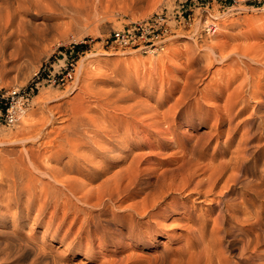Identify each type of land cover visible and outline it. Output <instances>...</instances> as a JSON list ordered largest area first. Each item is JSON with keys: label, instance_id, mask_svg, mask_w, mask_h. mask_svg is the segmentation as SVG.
<instances>
[{"label": "rangeland", "instance_id": "1", "mask_svg": "<svg viewBox=\"0 0 264 264\" xmlns=\"http://www.w3.org/2000/svg\"><path fill=\"white\" fill-rule=\"evenodd\" d=\"M52 1L51 3L49 1L48 4H43L47 1L41 2L42 7L39 6L40 3L34 8L32 7L18 34L12 33L15 29L9 22L6 15L7 11L4 10L5 12L3 11L0 16V27H4V32L0 33V88L14 85L28 86L34 78V73L39 68L53 64L58 69V65L62 66L67 62L74 44L83 43L86 45V48L78 54L74 80L65 86L50 84L39 86V90L28 110L30 111V130L42 129L44 132H48L54 129L56 131L52 135H55L59 131L68 128L72 117L81 112L93 115L97 120L112 116L114 115L112 108H97V105H100L106 97L115 98L117 94L121 93L120 91L129 87L127 90L133 93V98L125 103L129 105L138 104V106L137 104L135 106V110L140 109L137 112L138 121H132L127 128L121 127L120 132L128 136L127 139L129 140L126 150L129 157L127 156L125 164L130 163L129 161L137 155V157L141 155V167L149 166L151 168L143 174L141 180L155 175L166 164L176 163L184 150L196 147L198 152L197 167L200 166V168L197 169L195 181L207 176L213 167L224 165L227 166L222 179V182L225 183L227 176L234 175L237 171L235 167L240 162L243 166L242 176L237 182L234 180L229 182L231 188L229 196L236 197L235 202L236 204H242V209L243 202L249 203V210L254 212L259 210L260 207H264V162H262L264 160V131H261V127L264 128V122L261 121V116L264 115V97L257 96L262 98L258 100L256 96L252 97L251 94L252 81L256 83L258 78L261 80V92L264 93V65L262 64L264 63V0H101L99 2L97 0H54V3ZM207 1H210L208 6L206 5ZM185 8L191 9L193 13L192 25L179 28L176 35L169 38L164 50L143 52L140 48L123 49L106 44V39L112 30L121 28L131 21L145 19L163 10L179 22V14ZM216 14L220 16L219 19H215L220 25L214 34L207 33L205 20H212L211 15ZM209 44H213L217 55H212L206 49V45ZM242 50L251 58H259L261 63L257 64L247 57L236 58L235 52L243 53ZM88 51H94L96 54L85 57ZM221 53L227 56L223 62L216 59L220 58L219 54L221 55ZM208 54L210 55L207 56ZM81 59H83L85 70L88 72L85 77L78 80ZM226 62H230V64ZM243 62L249 65H244ZM250 65L251 68L248 67ZM233 67L234 69H232ZM50 68L52 69V67ZM240 68L244 70H240ZM259 71L261 75L258 73ZM245 75L246 77H244ZM241 81L242 84L244 83L243 85ZM241 85L244 88H241ZM41 91H47L50 98H38L36 95ZM243 96L248 99H244ZM246 100L248 101L246 102ZM142 102L144 104L148 103L146 104L148 107L146 105L141 107L139 103ZM48 117L53 119V123H45ZM151 117L155 119L152 120ZM143 118L145 120H142ZM147 119L152 122L149 123ZM19 125L20 120L14 126L0 124V134L17 132L20 130ZM253 134H255L254 138ZM30 143L27 144L28 147H37L36 143ZM202 145L203 147H200ZM21 148V144L0 146V178L4 177L2 161L18 157ZM159 149L161 152L157 151ZM251 149L253 152H251ZM98 159V165L104 164L107 160L106 158ZM143 160L145 161L143 162ZM232 160L235 163H232ZM148 162H152L151 165L150 163L148 165ZM154 164L158 167L155 168ZM118 168L114 166L112 171H116ZM149 173L152 175L150 176ZM245 173L248 174L247 178L244 176ZM241 179L250 180L252 183L257 181L253 184H260V189L263 191L262 196H257L254 192H246ZM222 185L215 193L208 195V199L204 195L198 196L188 192L176 193L178 194L176 195L177 200L167 198L160 203V209L167 212L163 217L153 216L152 218V216L143 217L129 214L126 218L127 221H140L136 227L124 228L123 234L120 235L121 238L117 236L114 241L102 242L96 237L93 252H87L85 248L87 240L83 235L81 237V235L72 234L68 239L62 241V236L68 224L75 218V213L70 214L60 233L56 234V230L60 228L58 220H55L51 225L47 224V221L52 218L51 209L37 220L34 219L37 207L28 215L16 208L8 209L5 206V194L2 193L3 189L0 186V212L8 216L10 220L16 219L18 233V235L12 233L8 226H0V264H28L32 261L34 256L27 253L22 237L32 238L35 242L41 241L46 249L58 255L62 261H69L72 264L79 262L81 264H102V262L105 264L106 261H108V264H122V262L124 264H139L142 260L144 263L141 264H200L193 254L200 250L199 247L204 246L203 243L206 245L205 240L212 243L213 236L209 231L211 232L212 227L214 228L212 223L218 211V198H222V193L227 191L226 188L220 190ZM140 186L138 184L132 188L129 192L131 196H125V199L118 201V204L113 207L110 206V208L116 210V205H120L123 207L122 209H125L128 205L132 207L133 200H136L137 204L135 203V206H138L141 201L139 204L140 209L147 207L150 213L156 211L157 209L148 205L151 202L147 204L148 206L143 202L144 192H136V189ZM218 190L221 193H218ZM214 198H217L218 201H215ZM122 209L118 213L119 216L130 213L127 210L124 213ZM262 214L264 220V212ZM83 216L84 213H81L76 228ZM231 220L233 225L247 227L243 225L245 223H238L232 218ZM200 224L201 226H199ZM227 226L229 227L230 224ZM112 227H120V221H114ZM195 229L196 231H194ZM189 231H192L191 235H189ZM199 233L205 236H200ZM200 237L203 238L200 239ZM227 237L224 238V243L217 244L218 247L221 249V246L223 245V248L225 245V254L232 263L246 264V262H239L237 247L240 243L237 242L236 245L232 242L229 243L233 236L229 235ZM214 240L218 242L217 239ZM80 241L83 242L81 248L71 247L70 243L77 244ZM187 244L192 245L187 247ZM195 245L196 249L194 248ZM169 249L170 251H168ZM186 249L187 252H185ZM193 249L196 251H193ZM260 250L264 251V245ZM161 252L166 253V255H163V257L165 256V259L162 258L163 260L160 259L161 254L159 253ZM167 252L170 254H167ZM181 252L183 253L181 254ZM128 254H131V257ZM154 254L156 255L154 256ZM185 254H187V257ZM178 255L181 256V260ZM183 255L185 257H182ZM138 256L141 257L139 261ZM128 257L130 258L128 259ZM147 257L150 258V261ZM178 259L179 262H177Z\"/></svg>", "mask_w": 264, "mask_h": 264}, {"label": "bare ground", "instance_id": "2", "mask_svg": "<svg viewBox=\"0 0 264 264\" xmlns=\"http://www.w3.org/2000/svg\"><path fill=\"white\" fill-rule=\"evenodd\" d=\"M43 1H47V3L46 2L44 3ZM49 1L51 3V0H0V2H1L0 3V16L4 10L7 11L6 15L8 16L9 22L14 26V29H15L12 31V33L18 34L19 29H20L21 25L24 23L25 17L28 16V13L31 10V8L32 7L34 8V6L38 5L39 3H40L39 6L42 7L41 2H43V4H48ZM62 1H66V0H62ZM97 1L99 2L101 0H97ZM52 2L54 3V0ZM211 16L214 19H219V17H220L218 14L211 15ZM26 19H28V18H26ZM1 23H2V21H1ZM6 23H7V21H6ZM216 25H217V29H218L220 24H218L216 22ZM11 29H12V27H11ZM2 32H4V27H0V33H2ZM9 40H11V39H9ZM11 42H12V40H11ZM3 44H5V43H3ZM206 49H208L212 55H217L213 44L212 45L211 44L206 45ZM255 50H257V49L255 48ZM242 52L243 53L235 52V54L237 55L235 57L236 58L240 57V59L242 57H247V58L251 59V61H255L257 64L261 63L259 58H251V57H249L248 54L244 53L245 51L242 50ZM95 54H96V52H94V51H88L86 53L85 57L94 56ZM205 55H206V53H205ZM209 55L210 54H208L207 56H209ZM219 56H220V58H216V59L221 60L222 62H223V60H226V58H227V56L222 55V53H221V55L219 54ZM263 56H264V54H263ZM210 57H207V58H210ZM207 60H209V59H207ZM234 61H237V60H234ZM211 63H213V62H211ZM226 63L230 64V62H226ZM243 63H244V65L245 64L249 65L246 62H243ZM232 64H234V63H232ZM262 64L264 65V63H262ZM248 67L251 68L252 66L250 65ZM257 68H259V67H257ZM232 69H234V67ZM237 69H239V68H237ZM241 69H243V68H240V70ZM87 72L88 71L85 70L84 61H83V59H81L77 79L80 80L83 77H85ZM232 72H234V71H232ZM250 72H251V69H250ZM231 73H230V75H232ZM258 73L260 74V71ZM258 73H257V75H258ZM234 74H236V73L234 72ZM248 75H249V73H248ZM250 75H251V73H250ZM253 75H255V74H253ZM244 77H246V75ZM252 77H254V76H252ZM236 83H238V82H236ZM260 83H261L260 78H258V80H256V83H253V81H252V84H253V87L251 90L252 97H255V96L256 97L257 96H263L264 97V93L261 92V88H260L261 84ZM241 84H242V81H241ZM241 88H244V87L242 86ZM127 89L120 91L121 93L117 94V96L115 98L106 97L100 105H97V108H100V107L107 108V109L112 108L114 111V115L108 116V117L106 116L105 118H102L101 120H97V118L94 117L93 115H88V114H85L82 112L76 113V115H74L72 117V120H71L70 124L68 125V128H66L65 130L59 131L55 135H52V133L55 132L56 130H54V129L52 131L47 130L48 132H44L42 129L41 130H36V129L30 130V127H31L30 126L31 125L30 111H28L29 110L28 109L22 115V117L20 119V125H19L20 130H18L17 132H8V133L0 134V146H7V145L14 146L17 144H21V146H22L21 150L19 151L20 154L18 157L16 156V158L12 159V160H8L6 158L7 160L2 161V168H3V172H4V177L0 178V180H1L0 186L3 189L2 193L5 194V201H6L5 206L8 209L16 208L18 210L24 211L26 215L30 214L37 207V211H36L37 213L35 214V217H34L35 220L42 218L48 212V210L51 209L52 210L51 211L52 218L49 221H47V224L51 225V224H53V222L55 220H58L60 228H58L56 230V232H55L56 234L60 233L62 226L66 224V220L70 216V214L75 213L76 214V215H74L75 218H73L74 220L73 221L71 220L72 222H70L68 224V227L66 228V230L62 236V241H64L65 239H68L72 234H74L76 236L81 235V237L83 235V237H85V239L87 240L86 247H85L87 252H93L94 240L96 239V237L99 238V241H102V242L114 241V239H116L117 236H119L118 238H121L120 235L123 234L124 228L136 227L137 223H139L140 221H131V220L127 221L126 218L129 214L130 215L133 214V215H137V216H143V217L144 216H150V217L152 216V218H153V216L163 217L165 215L166 211H163L162 209H160V207H159L160 203L167 198H170L173 200L176 199L177 198L176 195H178L176 193H181V192L187 193L188 192L189 194H197L198 196L204 195L206 198L208 195H212L213 193H215L216 190L220 187V185H222L221 182L223 179V173H224L225 169H227V166L219 165L218 167H216V168L213 167L212 169H210V167H209V169L211 171L208 173V175L205 176L204 178H201V179H198L197 181H195V177L197 175V169L200 168V166H199V168L197 167L198 152H197L196 147L188 148V150H184L183 154H181L182 156H180V154H179L180 159H178V160L176 159L177 160V162L175 161L176 163L166 164L162 170H160V167H159L158 169L160 171H157L156 174L153 176H151L152 174L149 173L151 177L148 176L144 180H141L140 178L143 177V174H145L151 168H149V166H147V167L145 166L144 168L141 167V163H142L141 159H140L141 155L139 157H137L138 155L135 158L133 157L134 159L130 160L129 161L130 163H127V165L125 164L127 161L126 158L128 156V153L126 152V150H127L128 144H129L128 143L129 140L127 139L128 136L121 134L120 129L123 126L127 128L131 124L132 121H138L137 112L140 111V109H138V111L135 110V106L137 103L135 105L134 104L129 105V104L125 103V102H128L129 100H131L133 98V93H131ZM189 90H191V89H189ZM192 90L194 91V89H192ZM184 94H185V91L183 92V96H184ZM36 96L38 98H44V99L50 98V95L47 94V91H41ZM181 96H182V94H181ZM240 96H242V95H240ZM232 97H233V95H232ZM246 98L244 97V99H246ZM260 98L261 97H259V98L257 97L258 100ZM180 99H181V97H180ZM187 99H188V97H187ZM139 100H143V99H139ZM230 100H231V98H230ZM247 101L248 100H246V102ZM139 102H141V101H139ZM131 103H133V102H131ZM181 103L183 104V102H181ZM146 104H148V103H145V104L143 102L139 103V105H141V107H143V106L145 107ZM177 105H178V103H177ZM137 106H138V104H137ZM141 107H139V108H141ZM146 107H148V106L146 105ZM177 107H176V109H177ZM218 108H220V107H218ZM91 109H93V108H91ZM146 109H148V108H146ZM253 110H255V109H253ZM252 113H255V112H252ZM174 114H175V112H174ZM140 118H142V117H140ZM154 119L152 118V120H154ZM142 120H145V119L143 118ZM160 121H162V120H160ZM261 121L264 122V115L261 116ZM46 122L53 123V119L51 117H48L46 119L45 123ZM148 122H149V120H148ZM150 122H152V121L150 120ZM163 127H165V126H163ZM169 127H170V125H169ZM53 128H55V127H53ZM150 128H151V126H150ZM164 129H166V128H164ZM248 129H250V128H248ZM218 131L220 132V130H218ZM261 131H264L263 127H261ZM229 133H231V132H229ZM160 135H162V134H160ZM254 135L255 134H253V138H254ZM241 138H242V136H241ZM30 142L36 143L37 147L36 148H34L32 146L28 147L27 144ZM254 144L258 145L256 143H254ZM238 146L241 147L240 144H238ZM200 147H203V145ZM157 151L161 152L160 149ZM141 152H142V150H141ZM147 152H149V151H147ZM164 152H166V151H164ZM200 152H201V150H200ZM251 152H253V150ZM223 153H225V152H223ZM133 154H135V153H133ZM163 154H165V153H163ZM244 154H246V153L244 152ZM143 155H144V153H143ZM242 155H243V153H242ZM179 156H178V158H179ZM244 157H246V156H244ZM98 158H106L107 160L104 164L101 163L102 165H98V163H97L98 162L97 160H99ZM150 158H152V157H150ZM243 160H245V159L243 158ZM144 161L145 160H143V162ZM150 161H153V160H150ZM227 161H229V160H227ZM230 161H231V157H230ZM236 161H237V158H236ZM239 161H241V160H239ZM221 162H222V160H221ZM233 162L234 161L232 160V163ZM262 162H264V160ZM86 163H87V165H86ZM149 163L151 165L152 162H148V165H149ZM154 163H156V162H154ZM114 166H117L119 168L116 169V171H112V167H114ZM159 166H161V165H159ZM154 167L157 168L158 165L156 167L154 164ZM201 167H202V165H201ZM211 167H212V165H211ZM242 167H243L242 163L239 162V163H237V166L235 167L237 169V171L235 170L236 172L234 173V175L232 174L228 177L226 174L227 180L225 179V183L222 182L223 185L221 186L220 190H222L223 188H226L227 191H225L226 193H224V192L222 193V195H221L222 198H218L219 201L217 200V198L216 199L214 198L215 201L216 200L218 201L217 202L218 203V205H217L218 211H217V215H215V217L213 215L214 218H213L212 225L214 224V228L212 227L213 230H211V232L209 231V233L213 236V239H211L212 243H210V241L208 242L207 240H205L206 245H205V243H203L204 246L199 247L200 250L196 254L192 253L194 258L197 257L196 261H198V263H200V264H240L238 262L232 263L230 261L229 257L225 254V250H226L225 245H224L225 248L224 247L222 248V246H223L222 245L221 249L217 245L219 243H222L224 241V238H226L229 235L233 236L231 238V240H229V243L232 242V244L235 243V245L237 242L240 243V245L237 247L239 262H246V264H264V251L260 250L262 245H264V222H263L264 220L262 219V216H263L262 213L264 212V211L262 212V209L264 207H260L259 210H256L254 212V211L249 210V208H250L249 203L243 202L244 206L242 209V204H238V203L236 204V202H235L236 197L229 196V193H230L229 190L231 189L229 182H231V180H234L235 182L240 180V178L242 176V174H241ZM230 171H231V169H230ZM247 175L245 173V175H244L245 178H247L246 177ZM251 175H250V177H251ZM241 180H243V179H241ZM241 182H242V185L244 186V188H246V192H250V193L254 192V194L257 196H260L263 193V191L260 189L261 188L260 184L259 185L253 184L257 181L252 183L250 180H243ZM138 184H140L141 186L136 189V192L137 193L144 192L145 197H144V200L142 199L143 202L146 203L145 204L146 206L149 205V206L153 207L154 209H157L156 211L150 213V211L147 210L148 209L147 207L140 209L139 204L141 201L139 202V204H138L139 207H138V206H135L136 200L135 201L133 200L134 205H133V203L131 204V202H130L132 207H129L130 205H128V207H126L125 209H122L123 207H121L120 205H116V210L110 208V206L113 207L115 204H118L117 203L118 201L125 199L124 198L125 196L126 197L131 196L130 195L131 193H129V192L131 191L132 188H134ZM261 184H262V181H261ZM218 193H221V192L219 191ZM182 195H183V193H182ZM195 197H197V196H195ZM211 198H213V197H211ZM211 198H210V201H211ZM149 202H151V203L148 204ZM120 209H122L124 213L126 212V210L128 212L130 211V213H125L124 215L119 216L118 213L120 212ZM243 210H245V211H243ZM81 213H84V216L82 217L81 222L79 223L78 227L76 228V224L79 221V216ZM208 218L210 219V217H208ZM231 218L234 219L235 221H238V223L239 222L245 223L243 225H246L247 227L233 225ZM116 220L120 221V227H118V228L114 227L113 228L112 225L114 224V221H116ZM162 221H160V222H162ZM229 224H230V226L228 227L227 225H229ZM0 226H2V227L8 226L12 233L14 232L16 235H18L16 219L10 220V219H8V216L2 214L1 212H0ZM199 226H201V224ZM188 228H189V226H188ZM191 228H192V226H191ZM197 228H198V226H197ZM194 231H196V229ZM191 232L190 231L188 232L189 235H191L190 234ZM193 234H194V232H193ZM195 234H196V232H195ZM199 235H200V233H199ZM200 236H205V235L201 234ZM201 238H203V237H200V239ZM227 238H229V237H227ZM22 239L24 240L25 247L27 248V250H26V251H28L27 253L28 254L31 253L34 256V258L31 257L33 259L28 264H72L69 261H62V259L58 255L53 253L51 250L46 249L45 246L42 245L41 241L35 242L32 238H26V237H22ZM197 239H198V237H197ZM207 239H208V237H207ZM214 239H217L218 242H215ZM203 240H201V241H203ZM213 240H214V242H213ZM190 241H192V240H190ZM190 243H192V242H190ZM70 245H71V247H75L76 249H78V248H81L83 246V242L80 241V242H77V244L70 243ZM188 245H192V244H187V247H188ZM189 248H190V246H189ZM189 248H187V249H189ZM194 248L196 249V245L194 246ZM187 249L185 252L188 251ZM17 250H18V248H17ZM20 250H21V248H20ZM183 250H185V249H183ZM164 251L165 250L163 249V252ZM168 251H170V249ZM193 251H196V250L193 249ZM182 253L183 252H181V254ZM159 254H161L160 259L165 257V256L163 257V255H166V253H162V252ZM167 254H170V253L167 252ZM189 254H191V253H189ZM155 255L156 254H154V256ZM180 255H178V256L180 257V260H181ZM185 255L187 257V254H185ZM233 255H235V254H233ZM129 256L131 257V254ZM178 256H177V258H178ZM193 256H192V258H193ZM130 257H128V259ZM136 257H137V255H136ZM182 257H185V256L183 255ZM140 258L138 256V261L140 260ZM147 258H149V257H147ZM131 259H133V258H131ZM184 259L186 260L187 258H184ZM169 260H170V257H169ZM149 261H150V258H149ZM182 261H183V259H182ZM106 262H105V264H108V261H106ZM121 262H122V260H121ZM177 262H179V259ZM141 263H144L143 260ZM141 263H139V264H141ZM145 263H146V260H145ZM170 263H171V261H170ZM76 264H81V263L79 262ZM102 264H104V263L102 262ZM122 264H124V263L122 262Z\"/></svg>", "mask_w": 264, "mask_h": 264}, {"label": "built area", "instance_id": "3", "mask_svg": "<svg viewBox=\"0 0 264 264\" xmlns=\"http://www.w3.org/2000/svg\"><path fill=\"white\" fill-rule=\"evenodd\" d=\"M210 1L206 2L208 6ZM184 7V5H183ZM190 11V12H188ZM191 9L185 8L179 14V22L163 10L142 19L125 24L121 28L111 31L106 39V44L117 48L142 49L143 52H158L164 50L170 37L175 36L179 28H184L193 23ZM207 33L214 34L216 20H205ZM78 54L73 48L67 62L56 69L55 65L39 68L34 73V78L28 86H9L0 88V124L14 126L29 106L44 84L65 86L75 78L77 71ZM52 67V69L50 68Z\"/></svg>", "mask_w": 264, "mask_h": 264}, {"label": "trees", "instance_id": "4", "mask_svg": "<svg viewBox=\"0 0 264 264\" xmlns=\"http://www.w3.org/2000/svg\"><path fill=\"white\" fill-rule=\"evenodd\" d=\"M73 48L76 52H82L85 48H86V45L81 43V44H74L73 45Z\"/></svg>", "mask_w": 264, "mask_h": 264}]
</instances>
